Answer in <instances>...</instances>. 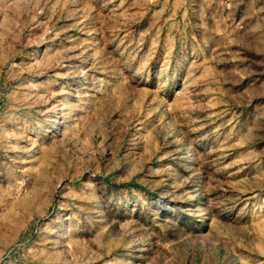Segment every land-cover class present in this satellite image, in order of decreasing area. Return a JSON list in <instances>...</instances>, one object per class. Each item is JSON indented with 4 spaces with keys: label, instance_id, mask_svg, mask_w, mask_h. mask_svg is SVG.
Instances as JSON below:
<instances>
[{
    "label": "rangeland",
    "instance_id": "rangeland-1",
    "mask_svg": "<svg viewBox=\"0 0 264 264\" xmlns=\"http://www.w3.org/2000/svg\"><path fill=\"white\" fill-rule=\"evenodd\" d=\"M0 264H264V0H0Z\"/></svg>",
    "mask_w": 264,
    "mask_h": 264
}]
</instances>
